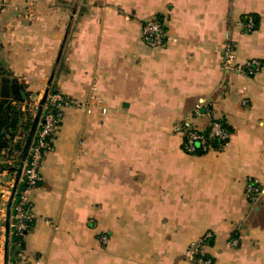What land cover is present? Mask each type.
Segmentation results:
<instances>
[{
  "label": "crops",
  "instance_id": "obj_1",
  "mask_svg": "<svg viewBox=\"0 0 264 264\" xmlns=\"http://www.w3.org/2000/svg\"><path fill=\"white\" fill-rule=\"evenodd\" d=\"M154 18L168 39L151 47ZM227 43L258 71L227 68ZM13 80L32 116L51 88L89 105L64 109L29 192L31 264H195L206 232L212 264H264V196L245 194L264 188V0H0V98ZM212 118L227 142L186 153L181 124ZM15 158L0 153V264Z\"/></svg>",
  "mask_w": 264,
  "mask_h": 264
},
{
  "label": "built area",
  "instance_id": "obj_2",
  "mask_svg": "<svg viewBox=\"0 0 264 264\" xmlns=\"http://www.w3.org/2000/svg\"><path fill=\"white\" fill-rule=\"evenodd\" d=\"M248 25L249 27L252 26L251 20H249ZM141 34L143 41L151 47L162 46L168 39L162 24L155 19H148L143 23ZM224 58L227 68L233 70L245 69L248 74L255 73L260 67V62L255 59L246 61L244 63V68L237 65L234 59L233 46L230 43L225 45ZM46 100V104H42L39 120L30 142L26 158L23 162L19 177V182H22V186H20L18 182L11 198V214L9 215L7 237V242L9 244L11 234L15 236L21 235L23 237L26 235L29 223L34 218L29 192L41 181L40 164L43 156L52 149V137L62 119L63 110L68 107H89L87 101L73 99L58 91L48 93ZM104 110L105 108H102V111ZM194 112L196 115L200 114V104H196ZM183 132L186 135L183 143V150L192 155L196 154L197 151L207 152L209 150H216L208 142V139L227 141L230 136V133L224 129L219 119H215L210 123L207 136L200 133L195 127L185 128ZM12 185L11 183L8 189L7 202L11 195ZM258 193L263 194L264 189L257 180L249 178L245 185L246 197L252 199ZM210 239H212V233L210 232H206L195 239L186 249L185 256L195 264H212V259L206 252V247L209 245ZM6 264H31V262L25 255L24 250L20 249L16 253V258L13 261L7 260Z\"/></svg>",
  "mask_w": 264,
  "mask_h": 264
},
{
  "label": "trees",
  "instance_id": "obj_3",
  "mask_svg": "<svg viewBox=\"0 0 264 264\" xmlns=\"http://www.w3.org/2000/svg\"><path fill=\"white\" fill-rule=\"evenodd\" d=\"M155 20L159 21L162 24L163 29L165 31V27H164V24L162 23V21L160 19H157V18ZM252 21H253V24L255 27L257 24V21H255L254 19H252ZM22 91H23V85L20 84L18 81L13 80L11 82V84H9L7 86V90L2 91V93H4V96H6V97L0 98V153L4 149L5 150L7 149L9 151V153H11V154L13 152H16L15 164L17 163L19 153L22 149V143L25 140V135L27 134V132L31 126L32 119H33V116L29 111H27V110L22 111L15 104L12 105V101H14V102H16V104H18L19 102H22L24 100V98L22 96ZM50 91L51 92H57V90H55L54 88H51ZM46 102H47V100L45 99L43 102V105L46 104ZM62 118H63V116H62ZM215 119L221 120L224 129L227 130L229 133L231 132L222 118H212L211 122L214 121ZM61 122H62V119L59 122L58 127L60 126ZM58 127H57V129H58ZM188 127H195L196 129L199 130L200 133L207 136L209 133L210 124L207 125L206 127H199V126H197L193 123H190V122H188V123L183 122L181 124V127H180V130H181L182 135H183L182 144H181L182 149H183V143H184L185 138H186V135L183 131L185 128H188ZM208 142L216 150H219L223 147V145L227 141L219 140V139H211V140L208 139ZM203 153H205V152L197 151V153L194 155H201ZM13 168H16V167L14 166ZM20 186H22V182H21ZM32 223H33V220L29 223V228L31 227ZM29 228H28V230H29ZM24 237L21 235L20 236H15L13 234L10 235V245H9L8 259L7 260L13 261L16 258L17 251L20 249L24 250ZM211 240L212 239H210V242H211Z\"/></svg>",
  "mask_w": 264,
  "mask_h": 264
},
{
  "label": "water",
  "instance_id": "obj_4",
  "mask_svg": "<svg viewBox=\"0 0 264 264\" xmlns=\"http://www.w3.org/2000/svg\"><path fill=\"white\" fill-rule=\"evenodd\" d=\"M45 99H46V93L43 95V97H42V99L40 101V104L38 105L37 110H36V112H35V114L33 116L31 126H30L27 134L25 135V140H24V143H23V146H22V150H21V153H20V160H19L18 166L16 168V175H15L14 182H13L12 189H11V195H10V198H9L8 202L6 203L5 245H7L8 222H9V215H10L11 198H12L13 193H14L17 185H18L19 176H20L21 171H22L23 162H24V160L26 158V155H27V152H28V148H29L30 142L32 140V137H33V134H34L36 125H37L38 120H39V116H40V113H41L42 104H43V102H44Z\"/></svg>",
  "mask_w": 264,
  "mask_h": 264
},
{
  "label": "rangeland",
  "instance_id": "obj_5",
  "mask_svg": "<svg viewBox=\"0 0 264 264\" xmlns=\"http://www.w3.org/2000/svg\"><path fill=\"white\" fill-rule=\"evenodd\" d=\"M36 108H37V106H36ZM36 108H35V112H36ZM35 112H34V114H35ZM23 143H24V141H23ZM23 143H22V146H23ZM20 153H21V151H20ZM20 153H19V157H18V160H17V163L15 164V167L17 168V166H18V162H19V159H20ZM15 168V169H16ZM11 184V183H10ZM9 184V185H10ZM245 185H246V183H245ZM263 188V187H262ZM264 189V188H263ZM262 196H264V193L262 194V193H258L255 197H253V199L254 198H257V197H262Z\"/></svg>",
  "mask_w": 264,
  "mask_h": 264
},
{
  "label": "flooded vegetation",
  "instance_id": "obj_6",
  "mask_svg": "<svg viewBox=\"0 0 264 264\" xmlns=\"http://www.w3.org/2000/svg\"><path fill=\"white\" fill-rule=\"evenodd\" d=\"M22 150V149H21ZM20 160V159H19ZM19 163V162H18ZM20 177V176H19ZM14 182V181H13ZM13 184V183H12ZM19 185H21V183L19 182Z\"/></svg>",
  "mask_w": 264,
  "mask_h": 264
}]
</instances>
